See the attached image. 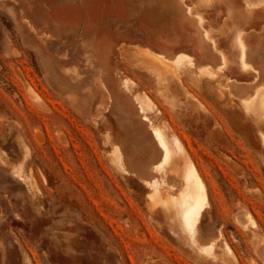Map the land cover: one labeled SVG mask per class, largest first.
Listing matches in <instances>:
<instances>
[{"label":"rangeland","instance_id":"rangeland-1","mask_svg":"<svg viewBox=\"0 0 264 264\" xmlns=\"http://www.w3.org/2000/svg\"><path fill=\"white\" fill-rule=\"evenodd\" d=\"M263 101L264 0H0V264H264Z\"/></svg>","mask_w":264,"mask_h":264},{"label":"bare ground","instance_id":"bare-ground-1","mask_svg":"<svg viewBox=\"0 0 264 264\" xmlns=\"http://www.w3.org/2000/svg\"><path fill=\"white\" fill-rule=\"evenodd\" d=\"M201 22V21H200ZM245 33V32H244ZM205 36V35H204ZM206 37V36H205ZM243 37V36H242ZM207 39V38H206ZM208 40V39H207ZM212 41V40H211ZM210 42V41H209ZM240 42V41H239ZM213 48V47H212ZM132 53V52H131ZM217 54V53H215ZM218 55V54H217ZM146 56V57H145ZM145 58H148V60H150V63L155 65V67L158 68V70H162L160 72L165 73V69L168 67L167 66V60L165 58H163L160 55L157 54H145ZM248 56V55H246ZM245 54L242 52V59H244ZM136 58H137V54H136ZM138 59V58H137ZM214 59H217L214 58ZM245 60V59H244ZM216 61V60H215ZM247 61V60H246ZM173 65V62H170L169 64ZM177 64V62H176ZM244 65L245 62L243 63ZM175 65V64H174ZM173 73L174 71L172 69H170ZM153 73V72H152ZM177 74V72H176ZM158 75V74H157ZM173 76V74H171ZM177 76V75H176ZM158 77V76H157ZM175 77V75L173 76ZM176 78V77H175ZM177 79V78H176ZM234 80V79H233ZM178 81V80H177ZM231 81V80H230ZM239 84V83H238ZM235 85V84H234ZM240 86V85H239ZM246 88V87H245ZM238 89V88H237ZM247 89V88H246ZM242 91V89H241ZM244 92V91H243ZM186 93V92H185ZM163 94V93H162ZM187 95V94H186ZM141 97V103L145 104L147 107H149L150 105V101L148 99V97L146 96H139ZM139 99V100H140ZM252 102V101H251ZM262 109H264V101L262 104ZM141 108V107H140ZM143 111V109H141ZM154 132L155 135L159 141V144L161 145L162 149L164 150V162L165 165L169 164L171 162V160L173 158H178V160H181V162L183 163L182 165V171L179 170V172H181L182 177H183V181H184V189L183 191H180L179 194L177 195V197H173V196H168L167 199V203L162 201V204L167 207V213L164 210V216L165 214L167 216H171L172 212H173V217L176 219V221L178 222L180 228L184 231V232H188V234L191 236L192 234V228L197 224L199 218L201 217V207L203 206V204H205V197L203 195V189L205 187L204 182L201 180L199 174L196 173L195 168L192 164V162L189 160L188 157H186L185 153H184V149L182 147L176 146V149H174L172 147L171 142H169L168 140H166L167 138H165L164 134H163V130L160 128H154ZM176 167V166H175ZM174 167V168H175ZM173 168V167H172ZM180 169V168H179ZM177 170V169H176ZM177 173V172H176ZM175 174V173H174ZM181 184V183H180ZM182 188V187H181ZM182 190V189H181ZM161 203V202H160ZM163 206V207H164ZM161 209V207H160ZM162 210V209H161ZM163 212V211H162ZM165 218V217H164ZM170 218H168V222H170ZM173 218H171L172 220ZM175 221V222H176ZM250 223V222H249ZM159 224V223H158ZM160 225L162 226V224L160 223ZM244 225H246L244 223ZM248 225V224H247ZM251 225V224H250ZM249 225V226H250ZM252 226H256L254 224H252ZM173 227V226H172ZM177 228V227H176ZM174 229V228H173ZM176 231L175 229L172 230V232ZM176 233V232H175ZM173 234V233H172ZM181 236V235H180ZM184 235H182L181 237H183ZM173 237V235H172ZM176 237V235H175ZM185 239V238H184ZM176 240V238H175ZM180 239H177V241ZM186 241V240H184ZM187 242V241H186ZM262 243V242H261ZM185 244V243H184ZM189 244V243H188ZM179 245V244H178ZM182 245V242H181ZM189 248V247H188ZM191 248V247H190ZM191 250V249H190ZM211 250V249H210ZM191 253V252H190ZM260 253H262L260 251ZM194 254V253H193ZM215 255V254H214ZM208 256V255H207ZM209 257V256H208ZM217 258V257H216ZM211 260V259H210ZM212 261V260H211Z\"/></svg>","mask_w":264,"mask_h":264}]
</instances>
